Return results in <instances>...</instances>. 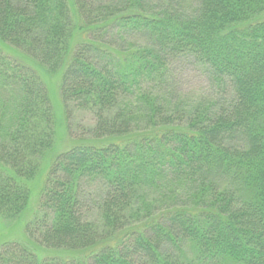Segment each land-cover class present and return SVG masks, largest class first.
<instances>
[{
    "label": "trees",
    "instance_id": "1",
    "mask_svg": "<svg viewBox=\"0 0 264 264\" xmlns=\"http://www.w3.org/2000/svg\"><path fill=\"white\" fill-rule=\"evenodd\" d=\"M191 4L0 0V218L55 146L40 70L62 72L69 135L73 107L94 117L26 226L51 254L9 242L0 264H264V0ZM181 58L225 94L170 89Z\"/></svg>",
    "mask_w": 264,
    "mask_h": 264
},
{
    "label": "rangeland",
    "instance_id": "2",
    "mask_svg": "<svg viewBox=\"0 0 264 264\" xmlns=\"http://www.w3.org/2000/svg\"><path fill=\"white\" fill-rule=\"evenodd\" d=\"M155 4L160 5L164 3H177L185 6L192 5L195 0H153ZM160 3V4H159ZM0 49L6 54L15 55V51L8 46L0 43ZM40 74L48 88L51 103L54 109L56 118L55 127V146L54 149L47 153L45 160L41 165V173L35 178L27 181L31 191V198L26 210L17 218L5 220L0 218V249L4 244L9 242H20L33 248L41 256L50 255L51 252L46 251L36 244L28 237L26 233L27 224L33 219L39 204L40 193L42 191L48 169L53 159L58 153L66 151L76 145L85 143V134L83 129L85 126H90L94 123L92 112L75 107L70 111L72 119L70 120L72 126V133L69 135L64 105L60 93V82L62 72L56 74H49L45 70H40ZM166 83L168 87L175 92L184 93H199L208 95H223V87H219L214 83L208 73V70L196 63L193 58H181L176 60L169 66ZM71 128V127H70ZM85 194L87 192H97L96 185L85 183Z\"/></svg>",
    "mask_w": 264,
    "mask_h": 264
}]
</instances>
